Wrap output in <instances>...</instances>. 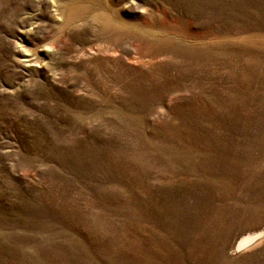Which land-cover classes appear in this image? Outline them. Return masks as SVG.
Masks as SVG:
<instances>
[{"label": "rangeland", "instance_id": "rangeland-1", "mask_svg": "<svg viewBox=\"0 0 264 264\" xmlns=\"http://www.w3.org/2000/svg\"><path fill=\"white\" fill-rule=\"evenodd\" d=\"M264 0H0V264H264Z\"/></svg>", "mask_w": 264, "mask_h": 264}, {"label": "bare ground", "instance_id": "bare-ground-1", "mask_svg": "<svg viewBox=\"0 0 264 264\" xmlns=\"http://www.w3.org/2000/svg\"><path fill=\"white\" fill-rule=\"evenodd\" d=\"M264 234V230L254 232V233H248L243 236H240L236 242L237 248H244L247 245L254 242L257 238H259L261 235Z\"/></svg>", "mask_w": 264, "mask_h": 264}]
</instances>
